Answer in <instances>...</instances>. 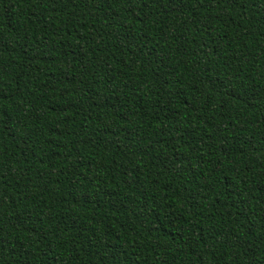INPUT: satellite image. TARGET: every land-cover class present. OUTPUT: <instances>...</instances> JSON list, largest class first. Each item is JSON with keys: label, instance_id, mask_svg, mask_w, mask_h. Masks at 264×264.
I'll use <instances>...</instances> for the list:
<instances>
[{"label": "trees", "instance_id": "16d2710c", "mask_svg": "<svg viewBox=\"0 0 264 264\" xmlns=\"http://www.w3.org/2000/svg\"><path fill=\"white\" fill-rule=\"evenodd\" d=\"M0 264H264V0H0Z\"/></svg>", "mask_w": 264, "mask_h": 264}]
</instances>
